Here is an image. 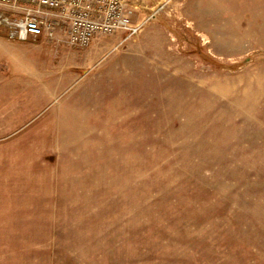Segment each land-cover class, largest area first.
I'll use <instances>...</instances> for the list:
<instances>
[{
    "label": "rangeland",
    "instance_id": "rangeland-1",
    "mask_svg": "<svg viewBox=\"0 0 264 264\" xmlns=\"http://www.w3.org/2000/svg\"><path fill=\"white\" fill-rule=\"evenodd\" d=\"M128 3L3 99L0 264H264V0Z\"/></svg>",
    "mask_w": 264,
    "mask_h": 264
},
{
    "label": "built area",
    "instance_id": "built-area-1",
    "mask_svg": "<svg viewBox=\"0 0 264 264\" xmlns=\"http://www.w3.org/2000/svg\"><path fill=\"white\" fill-rule=\"evenodd\" d=\"M128 0H0V28L10 40L44 37L79 49L97 37L134 34Z\"/></svg>",
    "mask_w": 264,
    "mask_h": 264
},
{
    "label": "crops",
    "instance_id": "crops-1",
    "mask_svg": "<svg viewBox=\"0 0 264 264\" xmlns=\"http://www.w3.org/2000/svg\"><path fill=\"white\" fill-rule=\"evenodd\" d=\"M51 46L44 37L10 40L0 28V108L6 95L17 93L20 86L33 91L36 78L50 76ZM57 47L55 53L65 56L62 46Z\"/></svg>",
    "mask_w": 264,
    "mask_h": 264
}]
</instances>
